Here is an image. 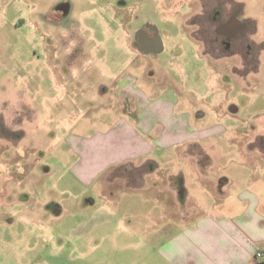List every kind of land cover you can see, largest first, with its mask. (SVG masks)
Returning <instances> with one entry per match:
<instances>
[{
	"label": "rangeland",
	"instance_id": "rangeland-1",
	"mask_svg": "<svg viewBox=\"0 0 264 264\" xmlns=\"http://www.w3.org/2000/svg\"><path fill=\"white\" fill-rule=\"evenodd\" d=\"M226 1L231 9L239 5L236 11L250 24L246 39L264 43V0H0V187L13 199L23 196L17 218L38 216L30 209L33 201L43 206L71 198L57 191L69 180L73 160L67 138L104 133L122 115L111 94L127 73L144 90L153 82L160 93L171 88L175 112L190 114L194 127H228L232 121L262 135L254 122L264 112V64L260 72L258 64L264 45L248 53L237 43L231 51L216 42L205 47V38L225 39L215 28L205 34L193 25L197 15ZM146 24L156 27L163 42L158 55L133 47ZM239 53L248 54V61ZM240 136L231 129L204 140L213 159L207 166L186 155L187 147L154 155L166 178L183 177L174 201L188 218L219 211L230 189H253L251 177L264 175L259 153ZM224 176L238 180L222 184ZM116 192L117 201L154 199L144 191L132 199ZM80 199L97 200L98 192Z\"/></svg>",
	"mask_w": 264,
	"mask_h": 264
},
{
	"label": "crops",
	"instance_id": "crops-1",
	"mask_svg": "<svg viewBox=\"0 0 264 264\" xmlns=\"http://www.w3.org/2000/svg\"><path fill=\"white\" fill-rule=\"evenodd\" d=\"M258 64L260 72L262 54ZM159 85L144 90L135 74L123 75L111 94L123 106L122 115L104 133L68 136L73 160L69 180L57 191L71 193L70 199L43 206L33 201L30 209L38 216L17 218L23 196L13 199L0 187V264H264V175L251 177L253 189H230L219 211L188 218V210L174 201L183 177L166 178L155 157L187 147L186 155L210 165L203 141L232 129L264 162V112L254 122L260 136L232 121L200 129L190 114L175 112L172 89L160 93ZM234 176L221 183L231 186ZM92 191L99 199H80ZM115 191L129 199L144 191L155 200L117 201Z\"/></svg>",
	"mask_w": 264,
	"mask_h": 264
},
{
	"label": "flooded vegetation",
	"instance_id": "flooded-vegetation-1",
	"mask_svg": "<svg viewBox=\"0 0 264 264\" xmlns=\"http://www.w3.org/2000/svg\"><path fill=\"white\" fill-rule=\"evenodd\" d=\"M232 6L233 8L231 9L227 1L226 5L218 4L215 8L213 7L211 11L207 12V14L201 13L197 15L194 18L196 20L193 25L198 26L200 28V31L205 29V34L209 32V28H215V33L218 35H222V37L225 39V41H221L216 38H205L201 41L205 47L214 45V42H216L217 44L220 43L221 45H223L226 51H231L235 48V44L237 43L239 44L237 46L241 48V51L243 48L244 50L247 48L249 49V51H252V48H254L255 45L260 44L256 43L252 39H246L245 33L248 31V25L250 24L242 20L239 16V13L236 11L237 9H239V5ZM227 10L231 11V14L227 19L223 20L222 18H224ZM201 17L202 19H200ZM254 32L255 31L249 34L252 35ZM134 38L135 39L133 47L135 48L136 46L141 54L158 55L161 53L162 41L159 38V34L155 26L146 24L135 33ZM239 55L242 61H244L245 59L247 60L246 54L245 56H243L241 53H239Z\"/></svg>",
	"mask_w": 264,
	"mask_h": 264
},
{
	"label": "built area",
	"instance_id": "built-area-1",
	"mask_svg": "<svg viewBox=\"0 0 264 264\" xmlns=\"http://www.w3.org/2000/svg\"><path fill=\"white\" fill-rule=\"evenodd\" d=\"M256 256H257V259H262L263 258L261 253H258Z\"/></svg>",
	"mask_w": 264,
	"mask_h": 264
}]
</instances>
